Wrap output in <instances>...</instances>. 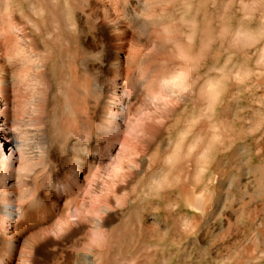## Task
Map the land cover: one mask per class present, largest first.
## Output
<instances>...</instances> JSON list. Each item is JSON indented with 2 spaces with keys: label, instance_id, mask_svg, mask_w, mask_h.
Returning a JSON list of instances; mask_svg holds the SVG:
<instances>
[{
  "label": "rangeland",
  "instance_id": "1",
  "mask_svg": "<svg viewBox=\"0 0 264 264\" xmlns=\"http://www.w3.org/2000/svg\"><path fill=\"white\" fill-rule=\"evenodd\" d=\"M59 7L89 15V25L77 22L103 55L94 66L103 83L136 70L137 59L173 58L177 72L191 73L192 92L175 87L185 100L162 109V89L133 90L116 137L93 142L75 123L65 129L81 142L76 152L49 147L42 164L35 147L44 123L23 107L11 126L19 148L0 170V199L20 208L11 220L0 217V264H264V0H0V13L20 14L16 30L28 34L37 30L30 16ZM119 13H136L135 24L107 26ZM146 123L163 129L157 144L166 149L214 137L213 151L169 170L131 137ZM94 216L110 237L103 250L91 241Z\"/></svg>",
  "mask_w": 264,
  "mask_h": 264
},
{
  "label": "bare ground",
  "instance_id": "2",
  "mask_svg": "<svg viewBox=\"0 0 264 264\" xmlns=\"http://www.w3.org/2000/svg\"><path fill=\"white\" fill-rule=\"evenodd\" d=\"M57 12L35 13L36 15L30 16L29 20L35 21L37 30H31L29 34L24 27L19 28L18 32L16 30L22 22L20 14L0 13V170L2 171L9 169L12 162L10 159L15 158L11 150L19 148L18 136L11 126L21 115L23 107L27 105L30 107H28L30 110L28 116H37L36 118L44 123L45 128L36 130L40 137L35 147L36 158L42 164L46 158L45 151L47 152L49 147L76 152L77 145L81 142L73 139L65 129L75 123L87 129L89 139L93 142L116 137L118 131L124 129L128 121L125 105L130 102L133 90L138 92L149 88L152 92H156V89H162V109L171 105L172 101L185 100L186 96L176 92L175 87L189 94L192 92L191 73L186 68H183L182 72H177L178 63L173 58L162 62L137 59L136 70L127 73L122 79L108 84L103 83L94 70L96 64L103 62V55L89 44V30L80 27L77 22L81 19L82 24H88L89 15L62 13L60 7ZM135 16L136 13L116 14L109 20L107 26H122L123 18L128 23L135 24ZM13 20L16 22H12ZM19 38L28 39L26 45L19 44ZM158 48L167 51L166 46L160 45ZM142 67H145V72L140 75L139 70ZM48 70L52 71L50 75H47ZM165 81L168 83L165 84ZM202 91L203 89L200 88L201 95ZM47 95L50 96L49 102ZM166 100L169 101L168 104L165 103ZM47 105L48 113L42 116ZM204 126L203 124L198 128L199 133L204 132ZM133 127L135 128L131 132V137L143 144L151 154L168 160L171 163L169 170L178 168L175 163L179 159H189L195 155L190 151L194 141L188 142L190 144L180 149L176 146L166 149L161 143L157 144L164 133L162 128L152 123ZM95 154L96 151H93L91 156L94 157ZM32 166L25 162L20 165L27 170H31ZM65 186L70 190L71 187L76 186V181L71 177ZM19 210L20 208L13 205L7 197L0 199V217L2 216L6 221L15 218L20 213ZM90 221L95 223L91 219ZM14 237L16 239L14 241H17L18 234ZM13 243L12 239L7 240L5 246L7 252L14 250Z\"/></svg>",
  "mask_w": 264,
  "mask_h": 264
},
{
  "label": "clouds",
  "instance_id": "3",
  "mask_svg": "<svg viewBox=\"0 0 264 264\" xmlns=\"http://www.w3.org/2000/svg\"><path fill=\"white\" fill-rule=\"evenodd\" d=\"M167 83L168 81H165V84ZM213 147H214V137H209L208 139L202 141V143L199 146L194 145L190 149V151L193 154L209 155L212 153ZM90 219L93 222H97V226L94 229L89 228L92 244L95 248L103 250L110 243L108 230L99 216H94L91 217ZM54 238L59 239L60 237H54Z\"/></svg>",
  "mask_w": 264,
  "mask_h": 264
}]
</instances>
